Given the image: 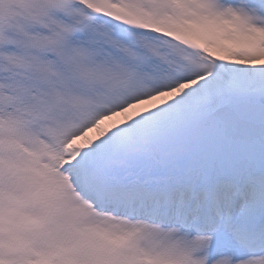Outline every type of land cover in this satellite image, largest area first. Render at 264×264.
Here are the masks:
<instances>
[{
	"label": "snow or ice",
	"instance_id": "snow-or-ice-1",
	"mask_svg": "<svg viewBox=\"0 0 264 264\" xmlns=\"http://www.w3.org/2000/svg\"><path fill=\"white\" fill-rule=\"evenodd\" d=\"M0 264H264V0H0Z\"/></svg>",
	"mask_w": 264,
	"mask_h": 264
}]
</instances>
